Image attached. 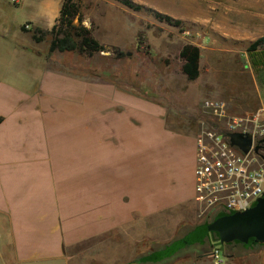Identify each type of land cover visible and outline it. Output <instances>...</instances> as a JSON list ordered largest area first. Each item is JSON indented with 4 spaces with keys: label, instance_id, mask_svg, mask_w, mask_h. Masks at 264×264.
<instances>
[{
    "label": "crops",
    "instance_id": "1",
    "mask_svg": "<svg viewBox=\"0 0 264 264\" xmlns=\"http://www.w3.org/2000/svg\"><path fill=\"white\" fill-rule=\"evenodd\" d=\"M23 1L29 41L0 36V264H71L72 246L192 201L199 131L138 91L52 66L22 26L50 30L61 6Z\"/></svg>",
    "mask_w": 264,
    "mask_h": 264
},
{
    "label": "rangeland",
    "instance_id": "2",
    "mask_svg": "<svg viewBox=\"0 0 264 264\" xmlns=\"http://www.w3.org/2000/svg\"><path fill=\"white\" fill-rule=\"evenodd\" d=\"M47 1L50 14L58 11L63 2ZM131 1L141 7L132 8L121 0H78L83 24L106 48L93 56L78 51L49 52L51 65L98 82H114L158 100L168 109L171 124L186 135H195L201 120L208 118L202 108L206 98L228 100L236 114L264 106V64L260 62L264 61V0ZM33 11L31 2L0 0V36H7L6 43L27 44L31 33H23L18 24ZM158 13L169 15L172 21ZM41 22L48 24L46 16ZM22 27L35 30L29 22ZM51 38L47 33L41 45L49 46ZM260 38L263 40L259 48L249 51V46ZM188 43L201 49L200 75L194 80L182 71L180 52ZM239 102L242 109L249 110L242 111ZM192 146L191 142L189 148ZM210 220L209 212H204L193 198L141 218L138 226L115 229L72 246L68 249L70 263L129 264L142 255L165 249L188 233L205 237L207 230L200 224ZM208 238L206 245L185 246L156 264L263 261L259 250L264 243L235 246L220 242L213 232Z\"/></svg>",
    "mask_w": 264,
    "mask_h": 264
},
{
    "label": "built area",
    "instance_id": "3",
    "mask_svg": "<svg viewBox=\"0 0 264 264\" xmlns=\"http://www.w3.org/2000/svg\"><path fill=\"white\" fill-rule=\"evenodd\" d=\"M202 108L209 116L195 136L194 199L211 218L246 210L264 195V106L236 114L228 100L206 98ZM233 133L251 136L248 151Z\"/></svg>",
    "mask_w": 264,
    "mask_h": 264
},
{
    "label": "trees",
    "instance_id": "4",
    "mask_svg": "<svg viewBox=\"0 0 264 264\" xmlns=\"http://www.w3.org/2000/svg\"><path fill=\"white\" fill-rule=\"evenodd\" d=\"M124 4L139 9L141 6L133 3L131 0H121ZM158 16L172 21L169 15H164L158 13ZM52 35L49 52L52 53L56 50L58 51H78L79 53L86 56H93L94 54L104 51L105 46L97 40L93 35L91 28L83 24V16L81 13V6L78 0H63L60 8V14L56 20V23L50 30H44L42 28H36L33 32V38L37 42L44 41L46 34ZM262 38L257 39L249 46V51H254L259 48L262 44ZM122 56L123 52L119 51ZM180 56L183 59L182 71L188 79L194 80L200 75V59H201V49L198 45L193 43L185 44L180 52ZM264 60V59H263ZM264 64V61H260ZM258 64V62H256ZM224 215L225 213H219L210 221H206L201 225L204 229L206 236L203 238L194 237L193 234L188 233L186 237L178 239L172 242L170 245L163 250L156 251L152 254L142 255L135 261L129 264H141V263H161L167 259L173 257L177 254L178 250H181L185 246H190L194 244L206 245L209 242L208 234L211 232L208 229V224ZM202 228V229H203ZM217 239L220 240L219 234L213 232ZM240 243L243 245H251V243H242L240 241H232L227 244ZM264 243V242H262Z\"/></svg>",
    "mask_w": 264,
    "mask_h": 264
},
{
    "label": "water",
    "instance_id": "5",
    "mask_svg": "<svg viewBox=\"0 0 264 264\" xmlns=\"http://www.w3.org/2000/svg\"><path fill=\"white\" fill-rule=\"evenodd\" d=\"M232 142L240 145L245 151L251 146L250 135L242 137L238 133L231 134ZM211 232L219 234L220 242L242 243L264 242V195L252 207L243 211H234L219 217L208 224Z\"/></svg>",
    "mask_w": 264,
    "mask_h": 264
}]
</instances>
